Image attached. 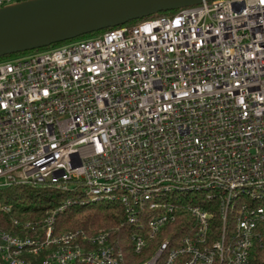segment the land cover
Listing matches in <instances>:
<instances>
[{"label": "built area", "instance_id": "obj_1", "mask_svg": "<svg viewBox=\"0 0 264 264\" xmlns=\"http://www.w3.org/2000/svg\"><path fill=\"white\" fill-rule=\"evenodd\" d=\"M15 183L71 194L14 217L21 233L0 224V264H133L109 229L56 232L59 212L98 200L151 249L135 264H248L264 234V0H204L0 60V188Z\"/></svg>", "mask_w": 264, "mask_h": 264}, {"label": "water", "instance_id": "obj_2", "mask_svg": "<svg viewBox=\"0 0 264 264\" xmlns=\"http://www.w3.org/2000/svg\"><path fill=\"white\" fill-rule=\"evenodd\" d=\"M204 0H20L0 7V56Z\"/></svg>", "mask_w": 264, "mask_h": 264}, {"label": "trees", "instance_id": "obj_3", "mask_svg": "<svg viewBox=\"0 0 264 264\" xmlns=\"http://www.w3.org/2000/svg\"><path fill=\"white\" fill-rule=\"evenodd\" d=\"M176 10L178 9L160 11L155 14L174 12ZM139 19L141 18L133 19L128 22H135ZM110 28L113 27L89 32L76 38L97 35ZM72 39L56 42L49 46L62 44ZM49 46L31 50L43 49ZM29 51L30 50H25L5 54L0 56V60L24 54ZM70 192L71 191H63L48 185H34L28 183H15L0 188V224L7 230L21 233L23 232V228L14 225V217L22 221H35L41 219L46 215L48 208L57 206L71 194ZM5 206H10V210H7ZM124 219L125 214L123 207L117 201L98 200L86 204H72L57 214L56 232L76 228H84L87 231L109 229L113 237L118 240L119 247L125 252L128 262L135 264L143 260L150 253L151 249L142 252L136 250L130 238L133 227L128 224L121 225ZM158 264H162V262ZM174 264L184 263L182 258H179ZM248 264H264V234L262 240L257 242L252 248Z\"/></svg>", "mask_w": 264, "mask_h": 264}, {"label": "rangeland", "instance_id": "obj_4", "mask_svg": "<svg viewBox=\"0 0 264 264\" xmlns=\"http://www.w3.org/2000/svg\"><path fill=\"white\" fill-rule=\"evenodd\" d=\"M86 37H89V36H86ZM85 36L84 37H79V38H75V39H81V38H86ZM70 41V40H69ZM66 42H68V41H66ZM66 42H63V43H66ZM34 51H36V50H30L29 52H26V53H32V52H34ZM81 189L83 190L84 189V187H81Z\"/></svg>", "mask_w": 264, "mask_h": 264}]
</instances>
